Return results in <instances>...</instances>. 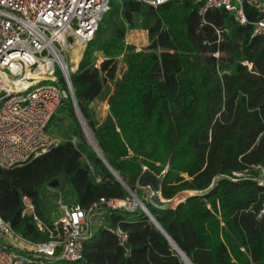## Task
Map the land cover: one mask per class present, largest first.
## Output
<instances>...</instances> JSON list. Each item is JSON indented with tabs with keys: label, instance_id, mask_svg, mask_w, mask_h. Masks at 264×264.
<instances>
[{
	"label": "trees",
	"instance_id": "trees-1",
	"mask_svg": "<svg viewBox=\"0 0 264 264\" xmlns=\"http://www.w3.org/2000/svg\"><path fill=\"white\" fill-rule=\"evenodd\" d=\"M244 11L243 25L226 10L201 14L196 0L157 9L116 1L71 74L84 121L128 187L138 195L145 170L164 175L161 197L172 204L142 201L192 264H264V37L254 35L258 12ZM139 30L149 45L137 52L126 38ZM121 63L127 69L117 80ZM95 102L109 107L101 123ZM63 106L49 132L62 131L65 141L27 164L0 168V217L34 243L48 235L22 216L23 197L48 224L40 191L52 180L64 178L71 206L85 210L129 196L86 140L71 98ZM98 220L85 264H187L139 209L98 206L92 226Z\"/></svg>",
	"mask_w": 264,
	"mask_h": 264
},
{
	"label": "built area",
	"instance_id": "built-area-1",
	"mask_svg": "<svg viewBox=\"0 0 264 264\" xmlns=\"http://www.w3.org/2000/svg\"><path fill=\"white\" fill-rule=\"evenodd\" d=\"M111 1L0 0V168L27 164L60 144L49 126L71 98L68 54L94 40ZM135 1L157 9L178 0ZM196 2L201 4V14L226 10L243 25L248 23L245 6L254 8L260 15L254 35L264 37V0ZM59 204L60 217L47 224L31 199L23 197L22 216L32 217L38 230L48 235L46 242L22 238L0 217V264H85V244L92 237V218L98 206L129 213L140 209L131 195L102 198L89 210ZM116 234L122 244L127 240L124 232Z\"/></svg>",
	"mask_w": 264,
	"mask_h": 264
},
{
	"label": "rangeland",
	"instance_id": "rangeland-1",
	"mask_svg": "<svg viewBox=\"0 0 264 264\" xmlns=\"http://www.w3.org/2000/svg\"><path fill=\"white\" fill-rule=\"evenodd\" d=\"M116 2V0H112L110 5H114V3ZM139 37H143L144 41L143 43L141 42L139 44ZM126 41L129 45H133L136 48V51L139 52L143 49H145L148 45H149V38H148V34L144 31H131L128 33ZM86 47L79 49H73L70 50L69 54H68V64H69V68L70 71L72 73L76 72V55L75 53L79 52L80 56L79 59L81 58L82 54L84 53ZM76 51V52H75ZM79 61V60H78ZM101 63V60H99L98 65ZM127 67L125 64H120L118 69H117V75L116 78L117 80H120L121 77L123 76V74L125 73ZM113 84H112V89H113ZM63 108H61L59 110V117L61 118L62 116H64V106H62ZM95 114H96V118L97 120L101 123L103 122L107 115H108V108L105 102H99L97 104L93 105ZM56 125L55 121L52 124V126ZM63 126L67 125V122L64 120V124H62ZM61 125V126H62ZM59 126V127H61ZM57 139L59 140V143L63 142L66 140V136L63 134L62 131H60L57 134ZM86 140L88 141L87 137ZM75 142H77L75 140ZM60 182V186L57 189L51 188L48 185L44 186L41 191V198L43 201V208H44V213L45 216L48 217V224L53 223L54 221H56L60 215H61V205L59 204V202H62L63 205H67V206H71V196L73 195V191L68 187L67 182L64 178L59 179ZM144 192L140 191L139 194L137 195L141 200H145V197L147 198V200H150L151 197V192L148 190H143ZM181 199V198H179ZM177 202V201H176ZM140 210V209H139ZM141 211V210H140ZM100 221L98 220V222L93 225V229H95L97 227V225H99ZM55 264H70L64 261H59Z\"/></svg>",
	"mask_w": 264,
	"mask_h": 264
},
{
	"label": "water",
	"instance_id": "water-1",
	"mask_svg": "<svg viewBox=\"0 0 264 264\" xmlns=\"http://www.w3.org/2000/svg\"><path fill=\"white\" fill-rule=\"evenodd\" d=\"M69 43H73V39L69 38ZM72 84V83H71ZM71 100L74 104V109L76 112V115L78 117V120L80 122V125L84 131V134L86 135L88 142L90 143L91 147L95 151V153L98 155V157L103 161L105 166L108 168V170L112 173L114 178L124 187V189L127 191L129 195L134 197V199L139 203L140 205V210L146 214V216L153 222V224L168 238L170 243L173 245V247L176 249V251L180 254L182 259L187 263V264H192L188 258L182 253V251L176 246V244L169 238L167 233L163 230V228L158 224L156 219L153 217L151 212L148 210L144 202L137 196V194L131 190L128 185L123 181V179L116 173V171L110 166V164L106 161L103 153L101 152L100 148L98 147V144L96 140L92 137L90 134V129L88 128L86 122L84 121V118L80 112V109L78 107V103L75 97L74 89L73 86L71 85ZM263 180H264V170H263ZM164 182V175L162 176H157L150 170H145L142 175L138 179V188L141 190H148L151 192V197H150V203L155 206L156 208L159 209H166L168 208L172 203L170 202H164L161 197V188ZM48 186L54 189L59 188L60 182L59 180H52L48 183Z\"/></svg>",
	"mask_w": 264,
	"mask_h": 264
},
{
	"label": "crops",
	"instance_id": "crops-1",
	"mask_svg": "<svg viewBox=\"0 0 264 264\" xmlns=\"http://www.w3.org/2000/svg\"><path fill=\"white\" fill-rule=\"evenodd\" d=\"M82 56H83V54H82ZM82 56H81V58L79 59V61H77L76 62V69L78 68V65H79V63H80V61H81V59H82ZM97 103H99V102H95L94 104H97ZM106 103V105H107V107H108V104H107V102H105ZM93 104V105H94ZM109 113V112H108ZM108 116V115H107ZM68 185V184H67ZM69 187V186H68ZM71 199H72V201H71V204L73 203V200H74V194L71 196ZM93 227V226H92Z\"/></svg>",
	"mask_w": 264,
	"mask_h": 264
},
{
	"label": "bare ground",
	"instance_id": "bare-ground-1",
	"mask_svg": "<svg viewBox=\"0 0 264 264\" xmlns=\"http://www.w3.org/2000/svg\"><path fill=\"white\" fill-rule=\"evenodd\" d=\"M76 52V51H75ZM75 55H76V62L79 60V56H80V54H79V52H78V50H77V52L75 53ZM90 134L92 135V137L94 138V136H93V134H92V132L90 131ZM95 139V138H94Z\"/></svg>",
	"mask_w": 264,
	"mask_h": 264
}]
</instances>
